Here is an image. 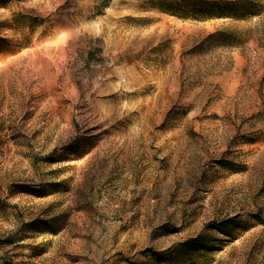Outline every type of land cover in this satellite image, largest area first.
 <instances>
[{
	"label": "rangeland",
	"instance_id": "rangeland-1",
	"mask_svg": "<svg viewBox=\"0 0 264 264\" xmlns=\"http://www.w3.org/2000/svg\"><path fill=\"white\" fill-rule=\"evenodd\" d=\"M197 1L0 0V264H264V0Z\"/></svg>",
	"mask_w": 264,
	"mask_h": 264
},
{
	"label": "trees",
	"instance_id": "trees-1",
	"mask_svg": "<svg viewBox=\"0 0 264 264\" xmlns=\"http://www.w3.org/2000/svg\"><path fill=\"white\" fill-rule=\"evenodd\" d=\"M196 3L199 5H203L202 7H207V9L209 7H218V9L221 11L222 15H224L225 17H228L229 19H232V20L242 17V16H240V13H243V11H247L249 13H256V12H258V7H259L255 3L254 0L227 1L225 3V5H223V6L221 4H217V3L215 5L209 6L210 4L206 1H197ZM247 5H249V8H246ZM245 9H248V10H245Z\"/></svg>",
	"mask_w": 264,
	"mask_h": 264
}]
</instances>
